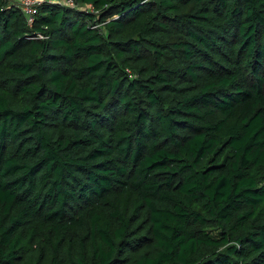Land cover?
<instances>
[{
	"label": "trees",
	"instance_id": "obj_1",
	"mask_svg": "<svg viewBox=\"0 0 264 264\" xmlns=\"http://www.w3.org/2000/svg\"><path fill=\"white\" fill-rule=\"evenodd\" d=\"M65 1L0 0V264H264V0Z\"/></svg>",
	"mask_w": 264,
	"mask_h": 264
},
{
	"label": "built area",
	"instance_id": "obj_2",
	"mask_svg": "<svg viewBox=\"0 0 264 264\" xmlns=\"http://www.w3.org/2000/svg\"><path fill=\"white\" fill-rule=\"evenodd\" d=\"M20 2L21 8L26 13L29 23H32L33 16L35 15L38 6L45 2V0H20ZM65 4L71 7L76 6L73 0H67L65 1ZM88 9L93 11L91 7H88Z\"/></svg>",
	"mask_w": 264,
	"mask_h": 264
},
{
	"label": "rangeland",
	"instance_id": "obj_3",
	"mask_svg": "<svg viewBox=\"0 0 264 264\" xmlns=\"http://www.w3.org/2000/svg\"><path fill=\"white\" fill-rule=\"evenodd\" d=\"M20 1V0H19ZM21 3V2H20Z\"/></svg>",
	"mask_w": 264,
	"mask_h": 264
}]
</instances>
